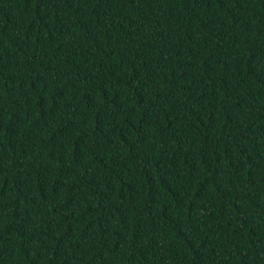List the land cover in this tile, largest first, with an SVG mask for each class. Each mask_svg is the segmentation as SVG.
I'll return each mask as SVG.
<instances>
[{
    "label": "trees",
    "instance_id": "1",
    "mask_svg": "<svg viewBox=\"0 0 264 264\" xmlns=\"http://www.w3.org/2000/svg\"><path fill=\"white\" fill-rule=\"evenodd\" d=\"M0 264H264V0H0Z\"/></svg>",
    "mask_w": 264,
    "mask_h": 264
}]
</instances>
